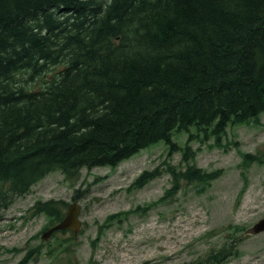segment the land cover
Returning a JSON list of instances; mask_svg holds the SVG:
<instances>
[{"label":"trees","instance_id":"16d2710c","mask_svg":"<svg viewBox=\"0 0 264 264\" xmlns=\"http://www.w3.org/2000/svg\"><path fill=\"white\" fill-rule=\"evenodd\" d=\"M262 112L264 0H0V218L50 171L77 178L160 141L172 154L177 132L219 140ZM185 150L170 191L220 175ZM242 155L264 164V151ZM161 173L144 169L131 186ZM33 206L53 226L69 202Z\"/></svg>","mask_w":264,"mask_h":264},{"label":"rangeland","instance_id":"374dc122","mask_svg":"<svg viewBox=\"0 0 264 264\" xmlns=\"http://www.w3.org/2000/svg\"><path fill=\"white\" fill-rule=\"evenodd\" d=\"M191 130V139L187 131L174 134L182 149L172 154L160 141L116 167H83L77 178L50 171L3 211L0 264H21L32 249L27 264H213L208 257L215 252L228 253L216 264H264V230L251 231L264 216V164L247 165L242 155L264 151V112L228 125L219 140ZM186 145L195 153L190 163L220 169V175L205 187L181 179L177 191H170L175 178L168 168H186ZM155 167L162 173L131 186L142 170ZM75 195L81 204L78 235L66 229L45 238L52 224L34 203H70Z\"/></svg>","mask_w":264,"mask_h":264},{"label":"water","instance_id":"95a60500","mask_svg":"<svg viewBox=\"0 0 264 264\" xmlns=\"http://www.w3.org/2000/svg\"><path fill=\"white\" fill-rule=\"evenodd\" d=\"M81 204L78 200L69 203L64 218L58 221L55 225L50 227L45 233L44 237L47 238L56 229H72L75 234L80 231L82 227V220L80 218ZM264 230V216L257 220L251 227V231L257 233Z\"/></svg>","mask_w":264,"mask_h":264},{"label":"flooded vegetation","instance_id":"af4514ba","mask_svg":"<svg viewBox=\"0 0 264 264\" xmlns=\"http://www.w3.org/2000/svg\"><path fill=\"white\" fill-rule=\"evenodd\" d=\"M68 231V230H67ZM76 237V236H75Z\"/></svg>","mask_w":264,"mask_h":264}]
</instances>
